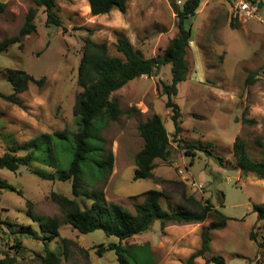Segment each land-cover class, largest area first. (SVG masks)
<instances>
[{
    "label": "rangeland",
    "instance_id": "1",
    "mask_svg": "<svg viewBox=\"0 0 264 264\" xmlns=\"http://www.w3.org/2000/svg\"><path fill=\"white\" fill-rule=\"evenodd\" d=\"M238 1L202 0L197 15L187 21V27L192 28L187 55L190 73L173 98L181 107V135H175L172 111L166 107L168 97L162 89L163 84L172 82L169 64L159 75L133 80L112 95L123 114L117 121L96 125L105 150L95 152L86 164L79 198L73 195L72 181L44 180L26 167L16 173L0 169V176L22 192L6 190L0 194V259L8 256L15 258L14 264H41L46 247L60 253L62 239L67 238L75 245L70 259L62 258L61 264H118L114 251L97 255L98 246L119 243L101 230L85 235L64 225L60 238L47 246L43 239L20 237L18 248L8 223L13 229L32 225L43 236L39 224L27 215V202H33L34 211L41 216H62L50 197L53 192L89 208L94 191L103 189L108 203L136 213L135 206L143 202L145 193L160 190L165 194L161 204L167 211H199L196 202L210 200L233 219L225 229L212 232L209 258L222 257L226 264H264V220L258 219L253 207L264 204V181L253 174L243 176L234 153L236 138L241 137L251 157L264 160V147L258 144L264 143V0H244L258 8L252 18L233 15ZM0 2L7 4L0 12V42L18 35L29 10H38L37 31L23 38L22 48L16 44L0 53V92L14 95L20 103L0 98V154L10 152L14 144L30 148L27 145L37 139L41 141L40 148L34 147L37 154L50 158V146L55 145L58 167L67 169L73 156V133L78 129L75 106L83 91L78 79L86 40L106 43L111 56L123 57L116 49L121 37L146 58L162 55L179 33L174 4L181 7L185 0H127L125 14L113 10L98 16L92 14L88 0H57L62 27H48L45 9L33 0ZM8 70H23L44 82L30 84L27 91L15 94ZM250 74H254V81L248 83ZM154 114L162 117L172 142L170 161L157 160L155 176L164 180L158 183L156 179L135 180V158L144 147L139 126ZM57 132L67 133L69 138L53 137L50 141ZM28 150L17 155L25 156ZM109 151L114 155L112 174L96 163ZM46 163L36 162L35 166L54 172ZM213 221L220 220L212 217L194 227L204 229ZM179 227H174L173 238H178ZM252 231L257 242L250 238ZM161 232V222L157 221L148 232L122 243L130 264H156L150 250L141 249L144 245L140 244L147 238L157 242ZM197 264L206 262L198 260Z\"/></svg>",
    "mask_w": 264,
    "mask_h": 264
},
{
    "label": "trees",
    "instance_id": "2",
    "mask_svg": "<svg viewBox=\"0 0 264 264\" xmlns=\"http://www.w3.org/2000/svg\"><path fill=\"white\" fill-rule=\"evenodd\" d=\"M37 7H43L47 14L46 24L48 27H62V20L59 16V7L57 0H33ZM93 15H105L113 10H119L123 14L127 11V0H88ZM202 0H185L183 6L178 7L174 4L175 13L179 19V33L175 36L165 48L162 55L152 58H146L142 51L135 49L132 43L126 38H119L116 49L123 55L111 56L109 47L106 43H96L90 38L86 40L84 54L82 57L78 83L83 88L79 94L75 106L78 129L73 133V156L67 169L58 167L59 159L55 157V148L50 146L52 155L50 158H43L37 154L35 148L38 141L33 140L27 145L14 144L10 152L0 154V169H7L11 172H18L22 167L29 168L34 174L44 180H59L62 182L72 181L73 195L80 197V189L84 184L87 175L86 164L92 155L99 151H104L105 141L98 134V123H107V121H117L123 114V111L117 101L112 100V95L125 87L129 82L142 78L144 76L152 78L159 75L165 65H172V82L170 85L163 84L164 95L168 97L166 107L172 111V121L175 127V135L183 133V122L181 120V107L173 101L178 95L179 85L187 81L190 73V65L187 55L192 41V28L187 27V21L197 15ZM254 3V1L252 2ZM7 4L0 2V12L4 11ZM38 10L31 8L27 14L26 22L20 33L16 36L7 37L0 42V53L18 44L22 48L23 38L36 32ZM8 80L14 87L15 94H20L28 90L30 84L42 85L44 79L37 80L32 75L23 70H8ZM254 81V74H250L248 83ZM0 98L20 104L14 95H5L0 92ZM139 131L144 140V147L137 153L135 162L137 169L135 171V180L156 179V182H164L155 176L157 169V160L169 162L172 156V142L170 133L166 129L162 117L154 114L146 122L140 124ZM67 133L57 132L51 135L60 139L69 138ZM94 140L99 143L94 144ZM41 142V141H40ZM260 147L264 143L258 141ZM22 149H29L27 155L18 156L17 153ZM234 153L237 162V168L243 176L249 174L255 175L258 179L264 181V160H255L251 157L247 142L237 137L234 144ZM221 165L226 167L225 160L218 158ZM47 162L45 165L55 168L54 172L42 170L35 166L36 162ZM100 169H106L112 174L114 168V155L112 151L105 153L100 162H96ZM193 165V162L192 164ZM85 167V168H84ZM17 191L20 195L21 190L11 185L7 180L0 176V194L4 191ZM143 202L135 206L136 213H132L123 206L106 201L103 189L94 191L91 196L92 205L89 208H83L77 199H71L65 195L53 192L51 199L56 203L62 213V216H41L34 211V204L28 201L27 215L35 223H38L39 232L32 225L19 226L13 229L8 223L10 234L18 241V248H21L22 241L20 237L34 240L43 239L46 243L56 241L61 236V228L64 225H70L80 234H90L101 230L108 237L119 240V243H111L109 246L100 245L96 249L99 257H103L108 251H114L117 255L118 264H130L125 254V247L122 243L135 236L144 234L151 230L157 222H161L162 230L169 225H189L204 223L212 217L220 221H213L201 233V247L194 252L185 264H197V260L202 258L206 264H226L222 257L208 258L211 244L212 232L225 229L228 222L233 220L221 210L216 208L210 200L199 205V211L189 209H179L177 211H167L161 204V198L165 194L160 190H151L144 195ZM195 202L194 198H190ZM224 207V203H222ZM254 212L258 214L259 220H264V204L254 205ZM252 241L257 242L256 235L252 231L250 234ZM75 244L72 240L63 238L60 245L61 252L45 249V254L41 258V264H61L62 258L69 260L71 257V247ZM136 249V248H134ZM141 249H145L142 247ZM15 258L6 256L0 259V264H14Z\"/></svg>",
    "mask_w": 264,
    "mask_h": 264
},
{
    "label": "crops",
    "instance_id": "3",
    "mask_svg": "<svg viewBox=\"0 0 264 264\" xmlns=\"http://www.w3.org/2000/svg\"><path fill=\"white\" fill-rule=\"evenodd\" d=\"M194 225H169L165 228L164 233L161 232L157 242L147 238L140 245H144L145 249L150 250L156 264H185L187 259L201 247L203 229L199 230ZM175 226H180L178 238L172 237ZM207 257L209 258L208 254ZM198 260L204 261L202 258Z\"/></svg>",
    "mask_w": 264,
    "mask_h": 264
},
{
    "label": "built area",
    "instance_id": "4",
    "mask_svg": "<svg viewBox=\"0 0 264 264\" xmlns=\"http://www.w3.org/2000/svg\"><path fill=\"white\" fill-rule=\"evenodd\" d=\"M257 13H258V8L253 6L250 2L244 0L238 1L236 6L233 8V15L235 17L245 16L248 18H252V17H256ZM181 173L183 174V172ZM192 185L195 186V183Z\"/></svg>",
    "mask_w": 264,
    "mask_h": 264
}]
</instances>
